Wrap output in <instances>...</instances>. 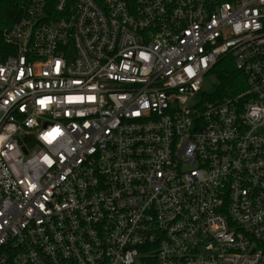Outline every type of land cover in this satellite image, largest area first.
<instances>
[{
    "label": "built area",
    "instance_id": "built-area-1",
    "mask_svg": "<svg viewBox=\"0 0 264 264\" xmlns=\"http://www.w3.org/2000/svg\"><path fill=\"white\" fill-rule=\"evenodd\" d=\"M0 62V264H264V0H24ZM231 59L241 96L210 100Z\"/></svg>",
    "mask_w": 264,
    "mask_h": 264
},
{
    "label": "trees",
    "instance_id": "trees-1",
    "mask_svg": "<svg viewBox=\"0 0 264 264\" xmlns=\"http://www.w3.org/2000/svg\"><path fill=\"white\" fill-rule=\"evenodd\" d=\"M24 0H0V62L14 53L5 41L4 33L16 24L23 13ZM217 84L210 100L223 101L244 94L248 89L243 74L236 69L231 59H224L215 69Z\"/></svg>",
    "mask_w": 264,
    "mask_h": 264
},
{
    "label": "rangeland",
    "instance_id": "rangeland-1",
    "mask_svg": "<svg viewBox=\"0 0 264 264\" xmlns=\"http://www.w3.org/2000/svg\"><path fill=\"white\" fill-rule=\"evenodd\" d=\"M216 84H217L216 77H214V76L207 77L205 90H207L209 93H212Z\"/></svg>",
    "mask_w": 264,
    "mask_h": 264
}]
</instances>
